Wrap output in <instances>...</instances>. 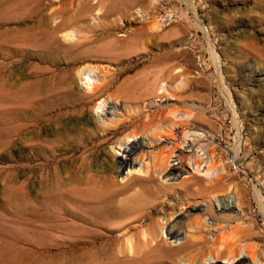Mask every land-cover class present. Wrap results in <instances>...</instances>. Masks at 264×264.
<instances>
[{
    "label": "rangeland",
    "instance_id": "obj_1",
    "mask_svg": "<svg viewBox=\"0 0 264 264\" xmlns=\"http://www.w3.org/2000/svg\"><path fill=\"white\" fill-rule=\"evenodd\" d=\"M53 4L0 0V264L143 262L151 245L142 226L124 228L90 212L99 210L98 197L109 200L110 210L121 209L138 188L123 187V173L96 172L92 165L128 133L147 137L171 124L177 135L185 129L210 136L216 165L238 172L228 183L240 188L239 213L252 225L264 264V210L255 194L257 187L264 204V0ZM67 32L71 40L64 39ZM88 65L107 71L108 83L92 97L74 99L72 80ZM89 79L79 82L84 92L96 81ZM108 95L127 104L133 121L105 131L72 128L103 109ZM74 171L81 178L76 194ZM162 211L158 204L146 221L150 233ZM161 248L168 262L192 253Z\"/></svg>",
    "mask_w": 264,
    "mask_h": 264
},
{
    "label": "bare ground",
    "instance_id": "obj_2",
    "mask_svg": "<svg viewBox=\"0 0 264 264\" xmlns=\"http://www.w3.org/2000/svg\"><path fill=\"white\" fill-rule=\"evenodd\" d=\"M62 1L51 0L54 4ZM73 36L67 32L64 39L71 40ZM92 65L78 69L70 85L72 98L92 97L101 86L108 83L107 71ZM90 77H94L96 81L87 84L84 92L79 82L89 81ZM102 104L103 109L97 114H85L79 122H72V128H99L105 131L114 129L122 122L133 121L130 120L127 104L116 97H102ZM147 106L152 107L150 103ZM190 114H187L188 118ZM189 121L177 125L187 126ZM180 131L178 135L175 134L171 124L168 127L154 128L153 134L147 137H139L135 132L128 133L111 150L105 149L102 154L97 155L92 165L96 172L105 170L112 176L123 173L119 183L123 187L138 189H135L134 199L118 210H110L106 207L109 200L98 197L96 203L99 210L90 211L91 214L96 213L95 216L100 221L114 220L124 228L142 226L141 229L145 230L142 236L151 245L141 257L143 264H221L220 261H224V264H260L253 234L249 233L252 225H246L244 216L239 213L243 202L240 188L237 184L228 183V177L236 176L238 172H232L225 165H216L213 155L208 152L210 136L196 131L186 132L185 129ZM161 133L163 136H158ZM82 167L85 177L93 178L89 175V168ZM78 173L74 171L70 178L74 194L77 191L75 186L81 181ZM142 182L154 185L141 186ZM221 186H226L227 189L218 191ZM181 194L186 196L185 200L177 199ZM255 194L258 204L264 210L263 198L257 187ZM160 197H165L167 201L159 202ZM88 199V204L90 202L92 205L94 201L91 196ZM158 204H162L163 211L156 221L155 231L150 233L146 221L153 219L152 214ZM132 239H127L130 252L134 248ZM168 239L176 245L173 246ZM163 243L168 250L176 253L187 252L189 249L192 253L177 261L168 262L167 256L161 252Z\"/></svg>",
    "mask_w": 264,
    "mask_h": 264
}]
</instances>
